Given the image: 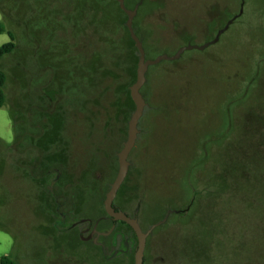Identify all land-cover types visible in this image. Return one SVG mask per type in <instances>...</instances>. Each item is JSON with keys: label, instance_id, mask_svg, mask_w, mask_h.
Instances as JSON below:
<instances>
[{"label": "rangeland", "instance_id": "374dc122", "mask_svg": "<svg viewBox=\"0 0 264 264\" xmlns=\"http://www.w3.org/2000/svg\"><path fill=\"white\" fill-rule=\"evenodd\" d=\"M115 1L122 10L125 8L124 0ZM129 2L134 7L139 0ZM3 3L5 14L0 8V22L14 34L16 44L12 53L0 59V67L7 75L6 102L19 106L22 113L27 109L34 111L46 103L41 97L48 94L47 75L52 72L54 77L63 78L68 71L61 43L65 18L80 22L87 15H102L106 21L113 5L108 0H3ZM127 11L134 10L125 12V25L128 28L129 24L134 31L135 11L131 17ZM237 15L222 29L221 33L227 30L221 40L205 53L197 52L199 45L188 41L186 46L196 47L182 46L185 48L177 58L161 59L145 71L140 88L145 101L140 118L144 131L137 134L127 158V175L114 199L120 212L135 218L146 235L143 264H264V161L248 163L250 147L244 122L212 164L197 171L200 153L204 150L216 153L215 146H206L207 131L222 129L226 99L241 90L257 56L252 47L251 52L247 50V43L260 37L255 30L257 25L251 13L242 21ZM67 24L76 41L79 31L76 22ZM243 30L248 38L243 36ZM83 34L87 35L90 48L94 36L90 31ZM9 40L6 30L0 33V46ZM81 40L85 41L83 37ZM180 48L171 55L163 53L173 56ZM156 51L153 49L154 56L147 57L143 49L144 59L156 58ZM51 87L59 91L61 85L54 83ZM17 100L25 106L17 105ZM7 103L0 107V143L11 145L14 130ZM126 140L127 136L116 149L113 168L99 172L102 186L95 205L91 202L95 193H86L85 197L75 187L71 204L62 206L63 212L72 208L71 212L56 230L50 226L54 215L50 214L52 208L47 202L44 206L47 211L38 210L41 195H47V181L30 182L20 172L5 180L14 169L2 170L0 257L8 255L19 264H133L136 237L121 222L113 225L115 243L111 249L116 251L108 254V258L102 252H89L87 245L81 246L83 251H78V256L74 250L81 240L101 246L108 233V229L97 230L96 225L106 218L103 201L117 175V156ZM24 157L31 160L27 153L19 158L20 163ZM245 166L250 177L241 182ZM61 179L70 186L64 176ZM80 183L88 185V190L94 187H90L88 179H81ZM237 183L239 192H229Z\"/></svg>", "mask_w": 264, "mask_h": 264}, {"label": "trees", "instance_id": "16d2710c", "mask_svg": "<svg viewBox=\"0 0 264 264\" xmlns=\"http://www.w3.org/2000/svg\"><path fill=\"white\" fill-rule=\"evenodd\" d=\"M108 1L113 9L109 11V17L105 16L106 21H103L102 15L91 16L92 19L87 15L85 23L84 20L78 22L80 19L65 18L62 27L65 36L61 43L65 58L68 59V71L63 78L54 77L52 72L47 75L45 82L48 94L41 97L46 100L41 108L34 111L27 109L29 111L22 113L19 106L17 108L7 103V75L0 67V107L6 103L9 105L14 130L13 144L0 143V175L3 176L2 170L13 168L14 172L6 176L5 180L20 172L30 182L48 181L46 194L50 199L49 207L53 208L50 214H55L65 199L74 195L75 187L82 196L96 193L93 192L97 185L95 180L100 178L99 172L105 173L116 164V149L127 135V124L135 110L130 87L137 78L140 53L125 25L127 14L117 1ZM123 3L128 10L135 9L133 33L139 38L147 57L154 56L151 51L155 48L157 56L165 54L163 52L171 55L178 48L186 46L188 41L196 42L197 46L209 43L220 29L229 25L233 16L239 13V20H244L251 13L257 25L254 26L255 30L260 34L257 41L247 43V50L257 54L255 62L243 79L241 90L236 96L226 99L222 129L207 131L206 146H215L216 153L212 154L210 150L200 153L197 171L212 164L215 156L225 149L243 122L248 129V163L264 161V0H139L134 7L129 0ZM0 8L5 14L3 0H0ZM159 19H163V23H159ZM69 22L72 25L76 22L79 28L76 41L73 40L71 26L67 24ZM5 30L10 40L0 46V59L16 48L14 34L0 22V33ZM226 30L219 35L218 41L196 51L205 53L211 45L221 40ZM88 31L94 36L90 48L88 37L83 34H88ZM242 33L243 36L247 35L244 30ZM82 37L86 42L81 40ZM68 43L69 46L66 45ZM54 83L61 85L59 91L52 89ZM17 101V105L25 106ZM140 123L138 133H143L144 127ZM27 153L31 160L24 157L20 163L19 158ZM62 163L66 168L60 167ZM185 173L189 175L186 169ZM62 176L66 180L79 182L88 179L90 187L94 185L90 189L92 192L84 183L68 187L62 183ZM249 177V170L245 166L241 182L248 181ZM233 191L239 192L238 183L229 192ZM44 197L42 194L40 200ZM60 198L62 200L59 201ZM38 208L41 210L40 205ZM0 264L19 263L3 255Z\"/></svg>", "mask_w": 264, "mask_h": 264}, {"label": "water", "instance_id": "95a60500", "mask_svg": "<svg viewBox=\"0 0 264 264\" xmlns=\"http://www.w3.org/2000/svg\"><path fill=\"white\" fill-rule=\"evenodd\" d=\"M121 6L123 8V5L121 3ZM125 12L127 9H123ZM135 11V9H134ZM134 11H127L128 16L131 17V13L133 14ZM135 14V12H134ZM131 20V18H130ZM128 30L130 32L131 37L133 38V40L136 43V46L139 50L140 53V58H139V62H138V67H137V78L135 83L130 87V95L131 98L135 104V110L131 116V119L129 121L128 124V136H127V140L124 143L123 148L121 149V151L118 154V173L109 189V191L106 194V198L104 201V207L106 212L113 217L115 220H121L126 222L127 224H129L131 226V228L133 229L136 238H137V250L135 253V258H134V264H142L143 261V252H144V248H145V238L146 235L145 233L141 230L137 220L135 218H131L127 215H125L123 212H115L113 210L112 207V201L116 195V192L119 188V186L121 185V182L123 181L126 173H127V169H128V161H127V157L129 152L131 151L134 143H135V139H136V135H137V123L139 118L142 115L144 106H145V101L140 93V88L143 85L144 81H145V71L147 69V67L149 65H153L155 63H157L158 61H160L161 59H175L178 57V54L182 51V49H184L185 47H196V46H185V47H181L178 52L173 55V56H167L165 54L159 55L154 59H144V54H143V49L141 46L140 41L135 37V34L133 33V31L130 28V25L128 24ZM223 30H219V33L217 34V36L209 43H205L199 47V49H203L204 47H206V45L214 42L215 40H217L218 35L222 32Z\"/></svg>", "mask_w": 264, "mask_h": 264}, {"label": "flooded vegetation", "instance_id": "af4514ba", "mask_svg": "<svg viewBox=\"0 0 264 264\" xmlns=\"http://www.w3.org/2000/svg\"><path fill=\"white\" fill-rule=\"evenodd\" d=\"M143 113V112H142ZM142 116V115H141ZM141 118V117H140ZM140 118H139V120H140ZM131 119V118H130ZM139 120H138V123H137V134H138V124H139ZM130 121V120H129ZM128 124H129V122H128ZM128 124H127V135L126 136H128ZM136 138H137V135H136ZM135 141H136V139H135ZM126 142V141H125ZM135 144V143H134ZM134 146V145H133ZM133 148V147H132ZM121 151V150H120ZM130 153V152H129ZM129 155V154H128ZM128 158V157H127ZM30 161V160H29ZM127 161H128V159H127ZM29 164V163H28ZM117 164H118V156H117ZM60 167L62 168V169H64V168H66V165L64 164V163H62L61 165H60ZM118 168H119V166H118ZM35 169V168H34ZM33 169V170H34ZM106 169V168H105ZM128 170V169H127ZM118 173V172H117ZM126 175H127V173H126ZM126 175H125V177H126ZM124 177V178H125ZM124 180V179H123ZM123 182V181H122ZM122 182H121V184H122ZM47 183V185H48V181L46 182ZM95 183H97V185H96V187L93 189V191H96V193L95 194H93V195H91L92 196V201L91 202H93V205H95V203H96V201H97V192L100 190V188H101V186H102V179L101 178H99L98 180H95ZM69 184L70 185H81V183L79 182V180H72V179H70L69 180ZM121 187V185L119 186V188ZM119 188H118V190H119ZM118 190H117V192H118ZM116 192V195H118L119 194V192L117 193ZM126 194V193H125ZM116 195H115V197H116ZM85 197H87V195L85 196ZM115 197H114V199H115ZM72 198H73V195H72V197L71 196H68V198H66L65 200V202L64 203H62V205H60V207H59V209H57V211H56V213L55 214H52V215H54V220H53V222H51V227H52V230H56L57 228H59L62 224H63V222H64V216H66V214L67 213H70L71 212V209L72 208H68L67 209V211L66 212H63V210H62V206L66 203V204H71V202L73 201L72 200ZM105 198H106V196H105ZM114 199H113V201H112V207H113V210L115 211V212H120V210H119V208H117L116 206H115V204H114ZM104 201H105V199H104ZM103 201V202H104ZM46 202H47V206H50L49 205V202H50V199H49V195H47V196H45L44 198H43V200L41 201V205H40V207H42L41 208V211L42 212H44V211H47V210H45V208H44V206L46 205ZM57 208V207H56ZM53 209V208H52ZM103 209H104V212H105V216H106V218H105V220H103V222H98V224L96 225V229L97 230H103V229H108V233L106 234V236H105V238L101 241L102 242V244H100L101 246H98L97 244H95V243H89V242H87V241H83V240H81L82 242L81 243H79L78 245H75L76 246V248L74 249L75 250V253L77 252V254H76V256H78V251L81 253V250L83 251V249H82V245H87L88 246V248H89V252L92 250V251H96V253H97V251L98 252H102L101 254L104 256L105 255V257L106 258H108V254H110L109 256H111V255H113L114 253V251H116V250H114L113 251V249H111V247L113 246V244L115 243V240H113V236H112V232H113V230H114V228H113V225H115V223L116 222H124V221H121V220H115L113 217H111L107 212H106V210H105V207H104V205H103ZM124 214L125 215H127V216H129V217H131V218H133L132 216H130L129 214H127V213H125L124 212ZM55 216H58V219H55ZM107 222H111V224H107ZM138 222V221H137ZM123 224H127L126 222H124ZM138 224H139V222H138ZM47 225V224H46ZM127 225H129V224H127ZM139 226H140V224H139ZM129 227L131 228V226L129 225ZM47 228V227H46ZM140 228H141V226H140ZM42 231L44 230V228L43 227H41L40 228ZM47 229H49V227L47 228ZM132 229V228H131ZM142 230V229H141ZM132 231H133V229H132ZM143 231V230H142ZM134 232V231H133ZM134 235H135V233H134ZM135 237H136V235H135ZM90 238H92V237H90ZM90 238H85V240H89ZM136 241H137V238H136ZM138 244V243H137ZM145 245H146V238H145ZM80 246V247H79ZM145 249V248H144ZM136 250H137V248H136ZM60 251H64L63 249H60ZM109 252V253H108ZM135 253H136V251H135ZM68 254L70 255V252H68ZM66 255V254H65ZM143 257H144V252H143ZM134 258H135V254H134ZM76 260H77V258H76ZM110 262V261H109ZM133 264H134V262H133ZM142 264H143V261H142Z\"/></svg>", "mask_w": 264, "mask_h": 264}]
</instances>
